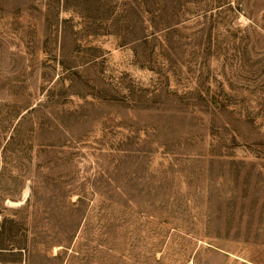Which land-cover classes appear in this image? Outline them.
Instances as JSON below:
<instances>
[{
	"label": "rangeland",
	"instance_id": "obj_1",
	"mask_svg": "<svg viewBox=\"0 0 264 264\" xmlns=\"http://www.w3.org/2000/svg\"><path fill=\"white\" fill-rule=\"evenodd\" d=\"M0 264H264V0H0Z\"/></svg>",
	"mask_w": 264,
	"mask_h": 264
},
{
	"label": "bare ground",
	"instance_id": "obj_2",
	"mask_svg": "<svg viewBox=\"0 0 264 264\" xmlns=\"http://www.w3.org/2000/svg\"><path fill=\"white\" fill-rule=\"evenodd\" d=\"M29 195H28V189L24 192V194H23V198H22V200L21 201H19V202H12V201H8V204H9V206L11 205H14V206H16V205H18L19 206V204L21 205L26 199H27V197H28ZM25 203V202H24ZM57 248H59V247H57ZM57 250V249H56ZM62 250V249H61ZM56 254V253H55Z\"/></svg>",
	"mask_w": 264,
	"mask_h": 264
}]
</instances>
